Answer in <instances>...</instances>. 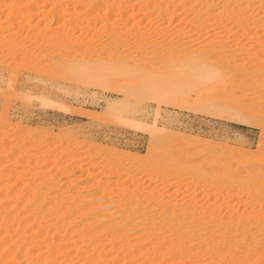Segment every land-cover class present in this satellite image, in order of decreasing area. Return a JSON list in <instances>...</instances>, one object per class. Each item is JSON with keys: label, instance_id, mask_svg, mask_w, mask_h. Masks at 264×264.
<instances>
[{"label": "bare ground", "instance_id": "6f19581e", "mask_svg": "<svg viewBox=\"0 0 264 264\" xmlns=\"http://www.w3.org/2000/svg\"><path fill=\"white\" fill-rule=\"evenodd\" d=\"M39 1L0 0L1 30L13 25L23 26V22L29 21H25L27 17L41 14L51 2V9L47 11L50 21L61 22L53 34H44V42H48L52 54L49 51L47 58L43 54L46 60L41 66L35 61L33 66L40 67L39 72L51 70L54 61L63 57L72 61L74 73L87 74L88 77L94 75L102 81L111 74L115 77L117 73L131 69L133 57L144 61L156 59L160 65L176 67L174 73H179L176 82L189 85L197 95L202 88L209 87L208 96L212 97L209 104L235 101L236 104L229 109L235 119L243 121L255 113L254 107L247 108L253 100L252 93L257 96L255 107L264 111V0H41V4ZM37 4L40 8L31 11ZM32 6L29 12L27 8ZM109 19L119 21L122 26L118 27L119 33H115L111 41L109 36L104 39L119 45V50L112 61L105 58L101 63L89 65L94 48L88 46L93 43L105 46L103 40H96L93 34L104 33ZM86 21L85 28L82 24ZM65 23L71 25L69 30H65ZM89 23L94 24L95 29L86 39L85 32L91 31L87 27ZM30 30L26 33L28 38L33 35ZM59 31L61 35L56 36ZM158 32L160 38L156 43L161 44V49L152 51L150 38ZM33 36L26 44L14 41L16 36L11 41L2 35L0 45L8 43L7 54L12 53L15 60L21 59L18 57L30 59L33 52L29 54V48L34 51L35 39L42 37L41 34ZM131 40L134 43L129 47ZM80 46L87 51L82 54L84 57L70 50ZM123 47H134L133 51L143 48L144 54L131 57L124 53ZM105 55L107 57V53ZM33 56L39 59L33 54L31 60H35ZM9 58L12 63L15 61L12 56ZM9 60L5 64H9ZM134 68L129 70H133L128 72L129 75L138 74V71L134 74ZM150 74L142 76L144 80L140 78L142 88L155 82L150 80ZM158 80L156 82L161 80V86H157L162 94L177 89L171 82L164 83L163 77ZM125 86L127 90L131 88L130 84L123 85V88ZM223 86L229 89L222 91ZM185 88L183 93H186ZM244 95H250L251 99L241 98ZM238 113L247 115L240 117ZM150 130L158 139L160 134L154 125ZM156 139L153 145L157 144ZM19 145H12L8 152L0 151V264H149L148 261L150 264H164L167 259L175 260L170 263L174 264L191 257L196 261L204 260V264L211 261L215 264H264V185L259 186L264 182L263 161L255 164L257 167L252 165L254 169L244 167L249 171L246 175L238 174L237 169L229 171L224 168L215 169L213 175L209 173L222 179L221 188L225 189L226 197L236 199L232 206L222 205V202L216 204L221 200L218 197L212 204L198 206L193 196H190L191 205L184 206L183 201L178 202L180 194L177 190V193L158 197L149 191L148 200L144 199L146 195L137 192L145 182L155 186L157 176L170 185L169 180L172 181L176 171L184 169V165L175 160L172 164L166 162L170 158L166 155L160 157L156 146L150 149L147 165L142 162L132 165L139 168L142 179L137 181L134 177L136 181L133 179L130 183L132 188L124 194L110 188L114 180V174L107 172L110 170V155L92 145L79 154L66 150L63 145L52 149L46 146L37 155L19 152ZM52 153L56 159H63L60 174L64 177L70 176L69 165L77 163L80 184L70 178V185H67L74 191L70 188L71 192H61L58 176L40 170V162ZM123 157L119 153L112 160ZM162 158H168L164 162L170 167L164 165L168 169L160 172L158 168L164 163ZM243 179H253L256 185L245 188L240 184L244 183ZM86 181L91 182V187L85 184ZM166 184L163 188L167 187ZM186 206L189 207L185 209ZM219 237L229 238V246L217 241ZM139 249L142 252L138 253Z\"/></svg>", "mask_w": 264, "mask_h": 264}, {"label": "rangeland", "instance_id": "374dc122", "mask_svg": "<svg viewBox=\"0 0 264 264\" xmlns=\"http://www.w3.org/2000/svg\"><path fill=\"white\" fill-rule=\"evenodd\" d=\"M39 2L41 4V0ZM50 3L46 4L43 8L44 12L42 11L41 14L33 15V18L29 16L31 19L27 17L28 19H25V21H29L23 22L24 25L21 23L23 26L13 25L10 28H3L4 30L0 28V36L9 37L11 41L16 36L14 41L20 40L26 43L33 35H42L39 39H35L34 43L38 45L35 47L34 44V47H32L35 48L34 51L29 48V54L33 52L34 55L39 57L38 59L33 56L35 58V60L32 59L33 62H31V55L33 54H30V59L26 58L28 60L23 59L25 57H18L22 60H15L11 53L12 60H15L12 63L9 60V57H11L9 55L10 52L8 51L9 53L7 54L5 49L8 43L7 45L6 43L0 45V143L2 142L0 151L8 152L12 145L21 143L18 151L24 154L34 153L37 155L45 150L46 146L52 149V147L57 145H63L66 150L70 152L76 151L75 153L79 154L87 146L92 145L100 152L110 155V165L108 164L110 170L107 172L111 171L114 174V180L110 183V188H116L118 191L127 194L132 188L130 183L135 178L138 181L142 177L141 171L138 170L139 168L136 169L132 165L141 162L147 165L150 162V149L156 146L159 149L157 154L160 157L166 155L172 160L167 158L169 162L167 159L166 161L165 158H162L163 162L166 161L170 164L175 160L177 163L184 165V169L182 172L176 171L175 179L172 178L173 182L170 180V183L168 182L170 185L166 184L167 182L159 176L155 178V186L145 182L137 191L141 193V196L146 195L145 200H148L149 196L147 195L151 191L156 197L179 191L180 195L177 197L180 198L178 199L175 196L174 198L175 200L178 199L179 201L176 200L178 202L183 201L184 206L187 204L191 205L190 196L195 197L194 200H197L195 204L198 206L212 204L213 199L217 197L221 200H217L216 204L222 202V205L225 203V205L232 206L236 199L234 197H226L224 194L225 189L221 188L223 185L222 179L215 175L210 176L209 173L213 175V172H216L217 169L224 168L229 171L237 169L238 174L246 175L249 174V171L243 169L244 167L254 169L252 165L264 162V111H261V109L257 110L258 107H255L256 94H250L253 103L251 102V105L247 107L251 109L254 107L255 113L250 115L251 118L242 121L241 119L233 118L230 114V106H234L236 104L235 101H222L219 104L216 101L214 104H209L208 101L212 100V97L208 96L209 87L202 88L203 90L197 95L189 85L184 84L182 86L180 82H176L179 79V73H174L177 72L174 71L177 70L175 69L176 67L160 65L156 59L144 61L138 60V57H133L132 60L134 62H131H133L132 65L134 66L132 68H137L138 74L134 68V74L136 73L137 75L128 74V72L133 71H129L131 68L125 73H117V79L116 75L114 77L111 74L109 76L110 80L109 78H104L102 81H100V77H95L94 75L93 77L91 75L88 77L87 74L79 75L74 73L75 71L71 70L72 61L68 58L63 59V57L60 58L61 60L54 59L55 65L51 70L39 72L40 67L38 69L36 68L37 65H33L39 61L37 64L41 66L45 56L47 58L51 50L48 48V42H44V34L54 32L58 27L57 25L61 22L50 21L47 13L51 9ZM37 5L34 6L36 8L32 6L27 8V10L32 8L31 11L38 10L40 5ZM30 10L29 12H31ZM66 17L69 18L70 15ZM66 17L65 19H67ZM87 22L82 24V26L85 25L84 27L86 28ZM119 23V21L109 19L103 31L104 33L99 31L93 34L94 37L96 36V40H103L102 42L105 46H96L95 43L91 44L92 46H88L94 48L92 49L94 53H91L92 60L89 58L91 60H89L90 63L88 61L86 64L96 65L98 61L101 63L105 58L111 61L115 58V53L120 46L113 42L108 43V40L110 39L111 41L115 37L114 34L119 33L120 29L118 27L122 26ZM93 25L92 23L88 24L87 27L91 31L89 33L85 32L84 36L86 39L90 37L91 32L95 29H93ZM65 27V30H69L71 25L65 23ZM29 30L33 35L28 38L26 33ZM121 30L124 29L121 28ZM69 32L73 31L70 30ZM7 34L13 35L14 38ZM73 34L76 35L77 32ZM60 35L61 31L56 33V36ZM106 36H109L108 40L104 39ZM159 38L160 33L154 35L152 39L150 38L152 51L161 49V44L156 43ZM30 41H32V38ZM133 43L132 40L129 41L128 46H132ZM129 47L122 48L128 56L144 54L143 48L133 51L134 47L128 49ZM70 50H73L75 55L79 54L80 57H84L82 54L87 52L83 46ZM105 53H107V57H105ZM43 56L44 58H42ZM8 60L11 64L10 62L5 64ZM161 71L166 72L164 74ZM152 72L154 73L150 74ZM139 73L143 74L142 76L150 74V80H155V82L151 80L154 83L149 81L154 84V86L153 84L149 85L151 89L150 87H141L139 83L143 77ZM162 77L164 83L171 82L174 87H177L175 91H172L173 93L166 95L160 92L158 86H161L160 79ZM156 80L160 83L156 82ZM126 84H130L131 88H128V90L126 86L123 88V85ZM180 86L186 87L184 89L186 93H183V88L182 92H180ZM228 89L229 87L223 86L221 90L225 91ZM250 95L248 97L244 95L241 98L251 99ZM244 114L245 116L247 115L246 113H238L240 117L244 116ZM152 125L155 126L160 134L158 139L152 136L151 130V132L149 131ZM154 139L158 141L156 145H153L155 143ZM36 140L43 142H37ZM119 153L124 155V157L112 160V157ZM53 155L54 153L51 156L49 155L50 159L47 158L40 162V170H44L45 174H56L60 180L58 183L61 186L60 191L63 193L71 192L73 188L67 186L70 185L68 183L70 178L80 184L79 177L81 176L79 175L77 163L69 165L70 176H67L69 177L67 178L60 174L63 159L58 160ZM166 162L163 163V166H160L161 168H158L160 172L164 171V168L170 167ZM200 168H203L201 169L202 171H199ZM118 176L119 178H117ZM201 182H204V185ZM242 182L244 183L240 184L244 185L245 188L252 187L251 184L256 185L253 179L249 181L243 179ZM234 183L239 182L234 181ZM85 184L91 187V182L86 181ZM165 184L167 187L163 188ZM102 185L104 186V184ZM261 185H264V182L259 184V186ZM183 192L186 193L184 194ZM219 238L216 240L222 244L224 243V246H229L228 243L231 242L229 238ZM148 244L144 246V250H146ZM140 252H142V249L138 250V253ZM196 260L191 257L183 263L174 264H204L205 262L204 260ZM174 261L167 259L164 264H170ZM148 263L150 264V261ZM210 264H215V261H211Z\"/></svg>", "mask_w": 264, "mask_h": 264}]
</instances>
